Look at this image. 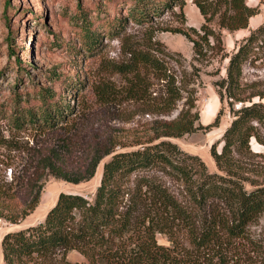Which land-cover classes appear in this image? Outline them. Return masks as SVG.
Listing matches in <instances>:
<instances>
[{
	"label": "trees",
	"instance_id": "16d2710c",
	"mask_svg": "<svg viewBox=\"0 0 264 264\" xmlns=\"http://www.w3.org/2000/svg\"><path fill=\"white\" fill-rule=\"evenodd\" d=\"M130 1L129 12L113 22L117 33L129 20L150 24L171 5L184 4V0ZM193 1L205 21L199 28L177 30L192 42L195 56L204 55V44L220 47V27H247L260 9L259 3L247 0ZM215 16L218 30L208 23ZM258 42H264V22L251 28L228 55L225 75L219 80L220 99L226 97L233 117L219 139L220 148L215 142L210 146L215 170L172 139L200 127L181 109L162 120L159 132L136 141L135 147L119 149L123 144L117 143V148L107 149L105 153L111 154L92 194L60 191L41 220L5 231L0 241L4 264H264V226L257 228L264 212V151H254L251 145L254 138L264 146V88L247 84L242 75ZM150 48L127 47L128 57L114 63L113 69L127 75L125 91L139 99L145 97L148 76L163 79L165 94L158 100V111L168 114L182 97L181 88L166 60ZM55 94L50 86L40 85L16 93L15 123L54 127L73 109L66 95L54 99ZM235 102L240 103L234 107ZM219 121L220 111L203 126L210 128ZM43 156V166L55 176L81 178L62 172L51 148ZM101 157L100 153L94 157L88 176ZM156 171L177 180L180 192ZM40 188L0 179V218L20 222L39 203ZM158 232L168 243L157 240ZM71 250L84 259H70Z\"/></svg>",
	"mask_w": 264,
	"mask_h": 264
},
{
	"label": "rangeland",
	"instance_id": "374dc122",
	"mask_svg": "<svg viewBox=\"0 0 264 264\" xmlns=\"http://www.w3.org/2000/svg\"><path fill=\"white\" fill-rule=\"evenodd\" d=\"M247 2L260 6L248 26L220 27V47L204 44V55L195 56L192 42L177 30L189 25L199 28L205 21L193 0H184L181 7L171 5L150 24L129 20L118 33L113 31V22L129 12L130 0H0V179L18 187L27 182L41 185L39 203L25 218L18 223L0 218V241L5 231L41 220L60 191L92 194L103 162L111 154L105 153L107 149L117 143L123 144L119 149L135 147L136 141L159 132L162 120L175 117L181 109L200 127L172 139L215 170L210 146L215 142L220 148L219 139L233 117L226 97L220 99L219 80L225 75L228 55L251 28L264 22V0ZM208 23L219 29L216 16ZM129 46H152L174 72L182 97L170 113L158 111L165 85L154 74L147 78L143 99L126 93L127 75L114 70L113 64L128 57ZM242 75L247 84L264 88V42H258L254 54L244 62ZM39 85L50 86L56 92L54 99L66 95L72 113L52 128H39L28 121L18 125L12 115L15 94ZM218 111L219 124L204 127ZM251 145L254 151H264L254 138ZM50 148L62 172L81 178L73 181L50 173L43 166V154ZM99 153L102 157L88 176L87 168ZM156 173L180 192L177 180ZM263 226L264 212L257 228ZM156 238L168 243L161 232ZM68 256L84 259L77 250L69 251ZM0 264H4L1 244Z\"/></svg>",
	"mask_w": 264,
	"mask_h": 264
},
{
	"label": "built area",
	"instance_id": "2783aa9c",
	"mask_svg": "<svg viewBox=\"0 0 264 264\" xmlns=\"http://www.w3.org/2000/svg\"><path fill=\"white\" fill-rule=\"evenodd\" d=\"M240 103V102H239Z\"/></svg>",
	"mask_w": 264,
	"mask_h": 264
}]
</instances>
